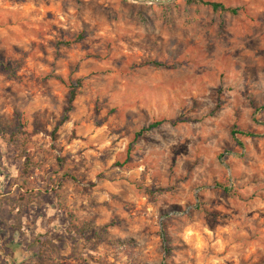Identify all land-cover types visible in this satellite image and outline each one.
Here are the masks:
<instances>
[{
    "label": "rangeland",
    "instance_id": "1",
    "mask_svg": "<svg viewBox=\"0 0 264 264\" xmlns=\"http://www.w3.org/2000/svg\"><path fill=\"white\" fill-rule=\"evenodd\" d=\"M204 1L0 0V264H264V0Z\"/></svg>",
    "mask_w": 264,
    "mask_h": 264
},
{
    "label": "trees",
    "instance_id": "2",
    "mask_svg": "<svg viewBox=\"0 0 264 264\" xmlns=\"http://www.w3.org/2000/svg\"><path fill=\"white\" fill-rule=\"evenodd\" d=\"M186 4L189 5H203L206 7H209L213 12H221V13H230L232 15H234L236 13V10L231 9V8H227L224 5L220 4V3H216V2H211V1H204V0H185ZM162 7V6H160ZM154 66H159L155 63H152ZM77 85L74 84H70L69 86V92H68V98H67V106L64 109V115L62 116V119L60 120L59 124H64L68 119L67 114L71 111L72 109V104L76 98V89H77ZM264 109V108H263ZM161 124V122H154L150 125H148L145 128H142L138 133H136L134 135L133 141H136L144 132H149L150 130L158 127ZM21 134L24 135L25 138H27V133L24 131H19V132H10L8 131L1 123H0V138H4L7 141H9L10 143L13 142L17 136ZM231 134L235 135V134H239L241 136L244 137H251L252 134L251 133H243L240 131H235L234 129L231 130ZM221 189H223V191L225 193H230L229 190L227 188L224 187H219Z\"/></svg>",
    "mask_w": 264,
    "mask_h": 264
},
{
    "label": "water",
    "instance_id": "3",
    "mask_svg": "<svg viewBox=\"0 0 264 264\" xmlns=\"http://www.w3.org/2000/svg\"><path fill=\"white\" fill-rule=\"evenodd\" d=\"M138 5L163 6L173 3L175 0H124Z\"/></svg>",
    "mask_w": 264,
    "mask_h": 264
}]
</instances>
